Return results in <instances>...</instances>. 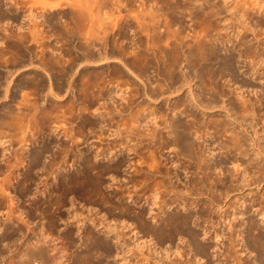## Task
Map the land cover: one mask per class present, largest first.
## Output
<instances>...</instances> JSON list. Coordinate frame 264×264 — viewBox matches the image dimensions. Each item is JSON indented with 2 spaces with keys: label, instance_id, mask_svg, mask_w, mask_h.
Segmentation results:
<instances>
[{
  "label": "rangeland",
  "instance_id": "obj_1",
  "mask_svg": "<svg viewBox=\"0 0 264 264\" xmlns=\"http://www.w3.org/2000/svg\"><path fill=\"white\" fill-rule=\"evenodd\" d=\"M203 1L0 0V75L5 79L0 85V112L10 108L12 117L17 114L21 119L4 126L9 134L0 138V167L15 168L0 172L12 198L6 190V196L0 193L4 238L0 237V264H19L26 257L21 242L37 237L46 253L35 264H73L76 253L93 248L82 234L79 239L74 235L73 241L67 238L66 232L79 225L72 222L76 218L89 217L85 228L115 244L101 226L91 224L92 218L97 222L103 215L124 239L126 253L125 260L111 255L100 263L236 264L233 256H225L227 247L232 241L238 244L240 237L236 232L228 238L235 229L230 231L227 223L236 224L238 210L246 209L245 215L264 226V217L256 216L251 201L254 194L264 192V176L259 186L236 183L243 168L248 178L258 173L230 139L234 128L247 139L243 146L252 149L253 136L264 148V60L261 63L253 54L257 38H262L259 51L264 59V12L255 9L259 0ZM211 41L221 57H236L232 74L225 70L210 78L200 66L212 50ZM171 62L177 80L169 76ZM217 62L210 63L217 67ZM183 73L188 75L187 85L180 82ZM196 116H202L204 123H198ZM170 117L190 124L194 155L205 150L211 162L220 164L215 171L175 153L163 126ZM224 117L231 127H223ZM152 130L161 135L155 142L143 135ZM43 144L47 149L38 163L17 156ZM260 162L264 166V157ZM8 170L14 172L11 182L5 179ZM30 176L32 181L26 182ZM84 176L98 178L96 192L78 181L65 191L55 183L63 177ZM24 183L27 192L20 189ZM170 184L185 189V199L166 188ZM51 192L59 196L54 206L47 201ZM101 196H107L108 203ZM118 206L128 212L119 216ZM140 209L143 219L137 220L134 215ZM171 214H190L188 226L200 234L194 242L209 244L208 254L195 251L184 231L170 235L164 219ZM18 225L23 231L11 237L9 231ZM202 225L209 230L216 226L220 236L214 238L210 231L205 238ZM232 249L234 253L238 245ZM254 251L250 247L242 255L254 261Z\"/></svg>",
  "mask_w": 264,
  "mask_h": 264
},
{
  "label": "bare ground",
  "instance_id": "obj_2",
  "mask_svg": "<svg viewBox=\"0 0 264 264\" xmlns=\"http://www.w3.org/2000/svg\"><path fill=\"white\" fill-rule=\"evenodd\" d=\"M246 1V0H245ZM260 1V0H259ZM257 1V4L256 3H254V4H256V10L257 11H260L261 13L262 12H264V1ZM204 3L206 2V0H204L203 1ZM235 2V1H234ZM237 2V1H236ZM246 5V4H245ZM254 10V9H253ZM141 24V23H140ZM242 25V24H241ZM247 30V29H246ZM240 33V32H239ZM242 34V33H241ZM240 35V34H239ZM241 37V36H240ZM217 38H215V40H216ZM220 40V39H219ZM257 43H256V45H255V49H254V51H253V54H254V57H255V59H258V60H260V62L262 61V60H264L263 59V51H259L260 49H259V47H260V45H261V42H263L262 41V38L260 39V38H257ZM215 43V42H214ZM212 41H211V48H212V50H211V52L210 51H208V52H210V53H208L207 52V54L204 56V58H203V62L201 63V65L200 66H202V69H204L205 70V72H206V74L210 77V78H212V77H214L216 74H221V73H223V71L225 72V70L226 71H229L230 73L231 72H234V70H235V66H236V64H235V59H236V57L234 58L233 56H232V54L230 55H226V56H224V57H221L220 55H219V53H218V49H216L215 48V44H214ZM210 47V46H209ZM248 47V46H247ZM262 47V46H261ZM210 48V49H211ZM264 48V47H263ZM208 50V49H207ZM173 51V50H172ZM175 52H177L176 50H175ZM203 53V52H202ZM201 53V54H202ZM173 54V53H172ZM192 54V53H191ZM195 54H196V52H195ZM176 56V55H175ZM179 57V56H178ZM203 57V56H202ZM201 57V58H202ZM176 58V57H175ZM192 58V57H191ZM194 58V57H193ZM164 59V58H163ZM166 60V59H165ZM211 60L212 61H214V60H217L218 62V66L217 67H214V64L212 65V63H210L211 62ZM254 60V59H253ZM90 61V60H89ZM167 61V60H166ZM200 61V60H199ZM201 62V61H200ZM255 62V61H254ZM171 63H173V62H171ZM170 63V64H171ZM258 63V62H257ZM262 63V62H261ZM264 63V62H263ZM169 64V66L167 65V68H168V73H169V76L173 79V80H177L176 79V74H175V64L173 63V64H171L170 65ZM200 64V63H199ZM178 65V64H177ZM217 65V64H216ZM254 67V66H253ZM260 67V66H259ZM182 68V67H181ZM232 74V73H231ZM254 74V73H253ZM256 74H258V73H256ZM178 75V74H177ZM180 76V78H182V80L181 79H179V80H181L180 82L182 83V84H185V85H187L188 84V75H187V73H183L182 75H179ZM3 80H5L4 78H3V76L2 75H0V85H1V83L3 82ZM181 84V85H182ZM181 87V86H180ZM190 88V87H189ZM7 90V89H6ZM193 90V89H192ZM160 92V91H159ZM191 94H193V93H190V95ZM195 94V93H194ZM193 94V95H194ZM149 95V94H148ZM159 95V94H158ZM149 97V96H148ZM190 97V96H189ZM191 97H192V95H191ZM195 97V96H194ZM185 100V99H184ZM194 100V99H193ZM191 101V100H190ZM248 101V100H247ZM246 101H244V103H245ZM182 103H185V102H183L182 101ZM196 103L197 104H195L196 106H199V105H201L198 101H196ZM244 103H243V101H242V105H244ZM174 104V103H173ZM193 104V103H192ZM177 105V104H176ZM245 105H248L247 103H245ZM185 106H186V104H185ZM250 106V105H249ZM175 107V106H174ZM206 107V106H205ZM9 108V107H8ZM242 108L244 109V106H242ZM248 108V107H247ZM251 108V110L253 111L254 109H253V105H252V107H250ZM242 109V111L244 112V110ZM11 109L9 108V110H5V112H0V138H6L7 137V135L9 134V133H7L6 132V130L4 131V129L2 130V128H4V126H8V125H10V123L11 122H16V124H17V121L18 122H21V119L19 118V116H17V114L14 116L13 115V117H12V114L10 113L11 111H10ZM192 110V109H191ZM247 110H250V109H247ZM175 111V110H174ZM194 111V110H193ZM227 112V111H226ZM248 112H250V111H248ZM256 112V111H255ZM245 113H246V110H245ZM227 114V113H226ZM250 114V113H249ZM256 114H258V113H256ZM174 115V114H173ZM240 115V114H239ZM227 116V115H226ZM238 116V115H237ZM22 118H23V116H21ZM230 117V116H229ZM243 117V116H242ZM237 118V117H236ZM253 118V117H252ZM8 119H11V120H8ZM24 119V118H23ZM165 119V118H164ZM242 119V118H241ZM196 120L198 121V123H204V118L202 117V116H196ZM229 120V119H228ZM228 120H225V117H224V119L222 120V124H223V127L225 126V127H227V126H230L231 127V123L232 122H229ZM238 120V119H237ZM242 120H244V119H242ZM246 120V119H245ZM165 121V123L163 122V124H165V125H163L164 127H165V130H167V132H168V136H170L169 138H170V143L173 145V147H174V149H175V153L176 154H178L179 156H182L183 157V159H185V160H187V161H189V160H191V159H194L195 161H197V167H202L201 165H206L208 168H210L212 171L214 170L215 171V168H216V166H218V165H220V164H218V162H215L214 160V162H211V157L209 158V156L207 155L206 156V154L204 153V151L202 150L201 152H199L198 153V156H195L194 155V151H193V132H192V130H190V128H189V126H190V124L188 125L186 122L185 123H182L178 118H175V117H170V119H167L166 118V120H164ZM251 123H252V121H251ZM13 124V123H12ZM24 124V123H23ZM12 126V125H11ZM8 127H10V126H8ZM224 127V128H225ZM148 128V127H147ZM163 128V127H162ZM7 129V128H6ZM27 129V128H26ZM154 129H156V128H154ZM234 129V128H233ZM232 129V131L234 132V136H232L231 135V137H230V139L232 140V144H233V147H234V150L235 151H238L237 153L238 154H240V155H243V156H248V164H249V166H251V167H253V168H255V169H257V170H255V173L257 174V175H252V176H250L249 178L248 177H246L245 176V173H246V170H245V168H243V170H242V172H239L240 174L242 173V175H239V176H241V179L239 180L238 178H240V177H238V175H237V179L235 180L236 181V183H239V184H241V183H245L247 180H248V182L246 183V184H241L243 187H244V185H250L251 183H254V184H256V186L258 185H260V182H262V180H261V178L264 176V172H263V168L262 167H264V166H261L262 164H260L261 162V160L263 159V157H264V148L263 147H261V145L259 144V143H257V137H251V138H249L250 139V144H252V149H249L248 147H245V146H243L242 144H244V142H246L247 141V139L244 137V135H241V134H239V132H235L234 130ZM146 130V129H145ZM225 130V129H224ZM245 130V129H244ZM263 130V129H262ZM7 134H6V133ZM145 132V131H144ZM143 132V135L144 136H146L147 135V137H148V140L150 139L151 141H154L155 142V140H156V138H160V136H158V133H160L159 131L157 132V130H152V132L151 133H148L147 132V134L146 133H144ZM241 132V131H240ZM264 132V131H263ZM22 133H24V132H22ZM232 133V132H231ZM149 134H151L150 136H151V138H149L150 136H148ZM233 134V133H232ZM253 134V133H252ZM261 135V134H260ZM25 136V135H24ZM228 136V135H227ZM23 137V136H22ZM200 137V136H199ZM229 137V136H228ZM145 138V137H144ZM168 138V139H169ZM262 138V137H261ZM21 139H23L24 140V138H21ZM25 140H26V137H25ZM24 140V141H25ZM3 141V140H2ZM1 140H0V143H3ZM150 141V142H151ZM231 142V141H230ZM246 144V143H245ZM248 145V144H247ZM249 146V145H248ZM242 147H244V148H242ZM46 149H47V146H46V144H43L42 146H40L39 147V149H37V150H34V151H32L31 153H27L26 155H25V153L24 152H18L19 153V155H17V153L16 152H14L15 153V155H17L19 158H21V159H24V160H26L25 158H27V160H29L30 162H33V163H38L40 160H41V157L44 155V152L46 151ZM22 150V149H21ZM15 151V150H14ZM209 154V153H208ZM16 156V157H17ZM181 157V158H182ZM258 158H259V161H258ZM10 159V158H9ZM10 161V160H9ZM223 161V160H222ZM5 162H7V159L5 160ZM85 162V161H84ZM221 162V161H220ZM219 162V163H220ZM227 162V161H226ZM8 163V162H7ZM14 163H16V162H14ZM25 162L23 161V164H24ZM195 163V162H194ZM222 163V162H221ZM12 164V163H11ZM29 164V163H28ZM6 165V164H5ZM4 165V167H0V172L1 173H3L4 171H5V169H7L8 168V164L5 166ZM14 165V164H13ZM13 165H11V166H13ZM25 165V164H24ZM237 165V164H236ZM15 166H17L16 164H15ZM32 166V165H31ZM205 166V167H206ZM9 167H10V165H9ZM236 167V166H235ZM239 167V166H238ZM12 167H10V168H8V169H11ZM119 168V167H118ZM204 168V167H203ZM237 168V167H236ZM12 169H14L15 170V168H12ZM175 169V168H174ZM207 169V168H206ZM210 169H207V171H209ZM224 169V168H223ZM238 169V168H237ZM237 169H236V171H237ZM176 170V169H175ZM210 170V171H211ZM166 171V170H165ZM206 171V170H205ZM211 171V172H212ZM220 171V170H219ZM7 172H9V173H7L8 174V176H6L5 177V179L7 178L9 181L11 180L10 179V175L12 174L11 172H13V170H8ZM210 172V173H211ZM238 172V171H237ZM254 172V171H253ZM0 173V174H1ZM14 173V172H13ZM54 173V172H53ZM174 173V172H173ZM172 173V174H173ZM6 174V175H7ZM216 174V173H215ZM1 175H3V174H1ZM5 175V174H4ZM170 175V174H169ZM168 175V176H169ZM177 174L175 173L174 175H173V177H174V179H175V177H177L176 176ZM217 175H219V174H217ZM233 175V173H232V171H229L228 172V176H232ZM247 175V174H246ZM81 176V175H80ZM163 177V176H162ZM171 177V176H170ZM3 178H4V176H3ZM2 178V179H3ZM11 178H12V175H11ZM92 178V177H91ZM172 178V177H171ZM0 180L1 182L2 181H4V182H7V181H5L4 179L3 180ZM14 179H15V177H14ZM97 180H98V178H96ZM92 180V179H90V177H87V176H84V177H82V179H80V180H77V179H74V178H72V177H63V178H59L58 180H56L55 181V183L57 182V185L62 189V190H67L68 188H71V187H69L70 185L71 186H74L75 184H77V181H78V183L79 182H81L82 184H86V185H88V186H90L91 187V189H90V191H92V192H96V188L99 186V182L97 181V180ZM32 181V177L30 176V177H27V179H25V181L27 182V181ZM34 180V179H33ZM166 180V179H165ZM99 181H100V179H99ZM240 181V182H239ZM11 182V181H10ZM9 182V183H10ZM13 182V181H12ZM172 182V181H171ZM33 184V183H32ZM44 184V183H43ZM168 184H169V182H168ZM173 184V183H172ZM172 184H170V185H168L166 188H168L171 192H173L174 193V195H176V196H180V197H182L181 199H183L184 197V195H182V194H184V193H186L185 192V189L183 190V189H177L176 187H175V185H172ZM178 184V183H177ZM44 185H46V184H44ZM79 185V184H78ZM0 190H2V191H0V193H2V194H4L3 193V190H6V193H8L9 194V191L7 192V190L9 189H6L5 188V184L2 182L1 184H0ZM4 186V187H3ZM17 186V185H16ZM180 186V185H179ZM242 186H240V187H242ZM15 187V186H14ZM17 187H19V186H17ZM28 184L26 185V183H24V184H21V187H20V189H27L28 190ZM78 187H80V186H78ZM77 187V188H78ZM83 187V186H82ZM85 187V186H84ZM100 187V186H99ZM11 188V187H10ZM87 188V187H86ZM89 189V188H88ZM87 189V190H88ZM176 189V190H175ZM27 190H26V192H27ZM238 190V189H237ZM15 191V190H14ZM86 191V190H85ZM264 191V190H263ZM19 192V191H18ZM24 192V191H23ZM47 192H49V191H47ZM98 192V191H97ZM101 192V191H100ZM100 192H98V193H100ZM250 192V191H249ZM44 193V192H43ZM62 193V192H61ZM77 193V192H76ZM82 193V192H81ZM85 194H86V192H84ZM103 193V192H102ZM181 193V195H179ZM244 193V192H243ZM262 193V192H261ZM8 194H6L7 195V197H9L10 196V194L8 195ZM54 193H49V194H47V201L49 202V204H50V206H51V204H52V206H54L53 204H58L59 203V200H58V197L56 196V195H53ZM75 194V193H74ZM90 194H91V192H90ZM101 194V193H100ZM157 194V193H156ZM228 194V193H227ZM5 195V194H4ZM5 195V196H6ZM255 195V197L253 198L252 197V199H251V201L253 202V203H255V205H256V207L254 208V211H256V216H260V218L261 217H264V204H263V199H264V192L262 193V194H259V195H256V194H254ZM253 195V196H254ZM65 196H66V194H65ZM1 197V196H0ZM12 197V196H11ZM45 197H46V195H45ZM102 197V196H101ZM240 197V196H239ZM176 198V197H175ZM4 198H2V200H3ZM9 199L10 200H12V198H10L9 197ZM102 199L104 200V202L105 203H108V197L107 196H103L102 197ZM185 199V198H184ZM10 200H8V201H10ZM100 200H101V198H100ZM179 200V199H178ZM0 201H1V199H0ZM185 201V200H184ZM250 201V200H249ZM72 202V201H71ZM102 202V201H101ZM103 203V202H102ZM193 202H191L190 204H192ZM243 203V200H241V202H240V205ZM61 204V203H60ZM154 204V203H153ZM182 204H184V203H182ZM72 205V204H71ZM208 205V204H207ZM59 207V206H58ZM110 207V206H109ZM114 207V206H113ZM219 207V206H218ZM236 207V206H235ZM241 207H243V206H241ZM115 208V207H114ZM117 208H119V210H118V214H119V216L120 215H122L123 214V212L124 211H127L128 212V209L126 208V209H124L123 207H120V206H118ZM187 208V207H186ZM53 209V208H52ZM212 209V208H211ZM220 209V208H219ZM238 209V208H237ZM108 210V212L109 213H111V209H107ZM150 210V209H149ZM243 210H245V211H243ZM243 210H238V216H236L235 218L237 219V222H236V224H234V223H230L231 221H229L228 223H227V227H228V229L230 230V231H232V230H234L235 229V231H232V233L231 232H229L230 233V235L228 236V238H230V240H231V236L233 235V233H236V232H238V236L240 237L239 239H238V241L239 242H237L238 244H236L235 246H237L238 245V250H235L234 251V253L235 252H239L240 253V255L239 254H237V255H235L234 253H232V251H233V247H235L234 246V244H232V243H234L233 241H232V243L230 244V247L228 248L227 247V252H226V258H228V259H230L229 257H231V256H233L234 258L232 259V260H235V262H236V264H253L252 262H254L255 260L256 261H260L258 264H264V226L263 225H261L259 222H257V220L255 219V218H253V216H251V215H249V216H247V215H245V213H247V210L246 209H243ZM56 211V210H55ZM114 211H116V210H114ZM129 212H130V210H129ZM143 210L142 209H140L135 215H134V218L135 219H143ZM52 214H54V212L52 213ZM56 214V213H55ZM50 215V214H49ZM124 215V214H123ZM181 215V214H180ZM173 215V214H171L169 217H167V219H164V221H166V224L164 225V226H168V227H170L171 228V230L172 231H170V235H171V233H173L174 234V232L176 233V232H182V231H184L188 236H189V240L191 241L190 242V244H194L195 245V247H194V249L196 248V250L195 251H199V252H202L201 254H206L207 252H209L208 251V248H209V244H198V243H196V242H194V240L196 241V238H198L199 237V232H198V230H196V229H194V228H191V227H189L188 226V222H189V218H190V214L188 215V214H186V215H184L183 214V216L181 215ZM55 216V215H54ZM105 215H103V216H101L100 218H99V220H97V222L95 221V220H93V218L91 219V224H95L94 226H96V228H97V225L100 227L101 226V230H102V232L104 233V234H106V236H113L114 237V239H115V244H111L106 238H102V237H100V236H97V235H99V234H95V232H94V230H93V228H85V226H86V223H87V221L89 220V217L87 218V220L86 219H84V218H81V219H78V218H76V217H74V218H76V219H74L72 222H74V223H76V222H78L79 223V225H77L76 226V228L75 229H70V230H68L67 232H66V235H67V238H69V239H71L72 241L74 240V238L73 237H75L74 235H76L78 238H76V239H79V237L80 236H82V235H84L85 237H84V239L86 238V241L88 242L89 241V243H90V245H93V248H89V250H87V251H85L84 249H83V251H85L84 253H76L75 255H76V258H73L74 260L72 261V263L73 264H112V263H110L109 261H107V262H102V263H100V261L99 260H101V258L103 259V257H107V256H111V255H115V256H117V257H119L120 259H123V260H125V256H124V254L126 253L125 252V245H124V239H121V235L118 233V232H116V230L114 229V225L113 224H110V223H108V222H105V217H104ZM72 220V219H71ZM219 220V219H218ZM262 220V219H261ZM58 221V220H57ZM81 223H80V222ZM77 223V224H78ZM143 223V222H142ZM215 223V222H214ZM24 224V223H23ZM155 225V224H154ZM226 225V224H225ZM20 225H18V227H16V228H11V230L9 231V235L12 237V235L13 234H19V232L22 230V228L21 227H19ZM93 226V227H94ZM160 226V225H159ZM163 226V225H162ZM162 226H160L159 228L161 229H163L164 227H162ZM203 227H202V229H203V231H202V233L201 234H203L204 236H205V238L207 237L208 238V233L211 231V234H212V236L214 237V238H217L218 236H220V235H218V229L216 228V226H214V225H211L210 227L212 228V230H209V229H207V226H205V225H202ZM98 227V228H99ZM161 229V230H162ZM175 230V231H174ZM23 231V230H22ZM163 231V230H162ZM33 232V231H32ZM8 233V232H7ZM37 231L35 232H33V234H35V235H37ZM41 233V232H40ZM228 233V234H229ZM21 234V236L22 235H24L25 234V232H24V234L21 232L20 233ZM39 234V233H38ZM82 234V235H81ZM199 234V235H198ZM232 234V235H231ZM1 235H3V234H1ZM32 235V234H31ZM64 235V234H63ZM65 235V236H66ZM198 235V236H197ZM222 235V234H221ZM6 237H7V235H5ZM18 236V235H17ZM20 235L18 236V238L19 237H21ZM40 236V235H39ZM211 236V235H210ZM211 236V237H212ZM1 237V236H0ZM10 237V238H11ZM13 238H15V235L13 236ZM23 238V237H22ZM4 239V238H3ZM2 239V237H1V240H3ZM31 239H33V238H31ZM42 239V238H41ZM81 239V238H80ZM120 239L121 240H123V242H121L120 241ZM9 240V239H8ZM13 240V239H12ZM16 240H17V238H16ZM30 240V239H29ZM29 240H26L25 241V239H24V241L23 242H21V243H23L24 244V247H25V250L24 251H26V257L23 255V253H24V251H23V253H22V255L25 257L24 259H22L21 260V262L19 263V264H35V262H37V263H40V262H38L37 260L38 259H41L44 255H45V247H43V244L40 242V240H39V237H37L36 238V240L34 241V242H32V241H29ZM229 240V241H230ZM0 242H2V241H0ZM43 242V241H42ZM38 243H40V244H38ZM45 244V243H44ZM192 244V245H193ZM137 246V248L138 247H141L142 246V244H139V243H137L136 244ZM4 246V245H3ZM89 246V245H88ZM127 246V245H126ZM7 247V246H6ZM250 247H253V249H255V251H256V253H255V255H254V261L252 260V257L251 258H249V257H247L246 255H242V252H245V250H247L248 248H250ZM142 248V247H141ZM22 249V248H21ZM140 250V249H139ZM178 250V249H177ZM218 250V249H217ZM232 250V251H231ZM226 251V250H225ZM254 251V252H255ZM22 252V251H21ZM20 252V253H21ZM140 252V251H139ZM180 252V251H179ZM179 252H176L177 254H179ZM220 252V251H219ZM208 254V253H207ZM220 254V253H219ZM223 255H225V254H223ZM205 256V255H204ZM1 257V256H0ZM214 257V256H213ZM218 257H219V255H218ZM217 257V258H218ZM221 257V256H220ZM224 257V258H225ZM36 258H38V259H36ZM215 258V257H214ZM222 258V257H221ZM221 258H218V260L219 259H221ZM105 259V258H104ZM47 260V259H46ZM96 260V261H95ZM210 260V259H209ZM208 259H207V263H209L208 261H209ZM212 260V259H211ZM8 261V260H7ZM201 261V260H200ZM215 261V260H214ZM222 261H225L224 259L222 260ZM9 262V261H8ZM7 262V263H8ZM14 262H15V260H14ZM18 262V261H17ZM144 262H145V260H144ZM202 262V261H201ZM204 262V261H203ZM213 262V261H212ZM235 262H233V263H235ZM10 263H11V259H10ZM12 263H13V261H12ZM11 263V264H12ZM45 264V263H47V262H42L41 261V264ZM127 263V262H126ZM190 263V262H189ZM189 263H187V264H189ZM205 263V262H204ZM48 264V263H47ZM128 264V263H127ZM140 264V263H139ZM144 264V263H143ZM220 264H226V262H221ZM230 264V263H229Z\"/></svg>",
  "mask_w": 264,
  "mask_h": 264
}]
</instances>
